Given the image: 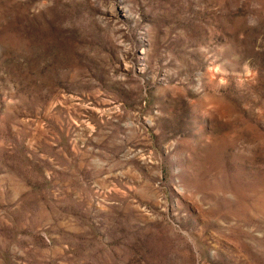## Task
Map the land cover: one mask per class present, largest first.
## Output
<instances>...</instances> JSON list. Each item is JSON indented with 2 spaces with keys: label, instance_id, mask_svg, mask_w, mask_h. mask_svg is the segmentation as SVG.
<instances>
[{
  "label": "rangeland",
  "instance_id": "1",
  "mask_svg": "<svg viewBox=\"0 0 264 264\" xmlns=\"http://www.w3.org/2000/svg\"><path fill=\"white\" fill-rule=\"evenodd\" d=\"M0 264H264V0H0Z\"/></svg>",
  "mask_w": 264,
  "mask_h": 264
}]
</instances>
